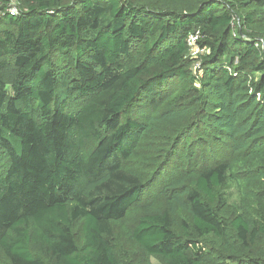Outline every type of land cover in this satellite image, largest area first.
<instances>
[{
	"label": "trees",
	"instance_id": "1",
	"mask_svg": "<svg viewBox=\"0 0 264 264\" xmlns=\"http://www.w3.org/2000/svg\"><path fill=\"white\" fill-rule=\"evenodd\" d=\"M10 1L0 0L10 263L124 264L116 229L143 207L127 238L148 257L264 264V211L235 212L227 192L235 181L264 202V0H18L19 15ZM197 31L209 50L201 73L189 57ZM145 102L157 113L135 118ZM162 137L167 149L139 153Z\"/></svg>",
	"mask_w": 264,
	"mask_h": 264
},
{
	"label": "rangeland",
	"instance_id": "2",
	"mask_svg": "<svg viewBox=\"0 0 264 264\" xmlns=\"http://www.w3.org/2000/svg\"><path fill=\"white\" fill-rule=\"evenodd\" d=\"M11 3H13L16 9H18L19 11L23 10L24 7L22 6V4L18 1V0H11ZM200 56L202 55H198L195 56L194 54H192L190 52V58L194 61V70L199 71L198 73H201L200 68H198L199 65V61H200ZM72 65V63L70 62V60H60L59 61V71L64 73L66 71H68L70 69V66ZM197 68V69H196ZM12 69L9 68L5 71L6 75H11L12 74ZM196 85H198V83H196ZM145 104H147V111L148 114L146 115H136L135 114V118H138V116H140V118L142 120H147L149 118H151L154 114L157 113V110L154 109L153 106H149L148 103L145 102ZM146 116V117H145ZM180 128V127H179ZM175 130L171 129L169 127V132H174ZM160 138H154V139H150L151 143H143L142 145L139 146V153L140 154H152V153H156L153 150H155V148L158 147H165L167 149V144L169 143V139L166 137H162L161 141L162 143H155V141L159 140ZM173 141V140H172ZM158 153H162V154H166V152H162L159 151ZM222 153H220L219 156H216L215 158H219L222 157L221 156ZM188 157V153L187 151L183 152V159L187 160L186 158ZM202 160H206V158H203ZM183 160H180V162L182 163ZM214 158L210 161L213 162ZM180 162H175L174 164H179ZM202 162V161H200ZM7 163H8V158L6 153L0 149V175L5 171L6 167H7ZM240 186L234 181V182H230L228 184L227 187V192L230 203L232 204V207L234 209V211L238 212L241 210H249L251 212H258V211H264V202L260 201L258 198L256 199H244L243 196L241 195V191H240ZM151 200H144L142 203L144 205H147L148 202H150ZM152 202L154 203V206H159L160 204L163 203V199L162 197H155L152 199ZM144 208L143 207H139L137 209L134 210V212H132V214L123 222H121L118 226V228L116 229V235H119V241L120 244L118 245V248L120 249V256L121 259L123 261L124 264H164L161 261H159L157 258L155 257H148L146 254H144L141 250H138L136 247L132 246L130 244V242L128 241L127 235L128 233V229L135 223V221L138 219V217L142 214V210ZM75 230H80V223H77L75 226ZM118 242V241H117ZM0 264H11L9 259L5 256V254L3 253V251L0 250Z\"/></svg>",
	"mask_w": 264,
	"mask_h": 264
},
{
	"label": "built area",
	"instance_id": "3",
	"mask_svg": "<svg viewBox=\"0 0 264 264\" xmlns=\"http://www.w3.org/2000/svg\"><path fill=\"white\" fill-rule=\"evenodd\" d=\"M14 6L15 5L13 3H11V1H10L9 6H8L9 13H11L12 15H19L20 11L18 9H16ZM200 38H201V34L199 31L191 33L189 35V38H188L190 52L192 54H194L195 56L203 55V54L209 52V50L207 48L200 46V44H199Z\"/></svg>",
	"mask_w": 264,
	"mask_h": 264
}]
</instances>
